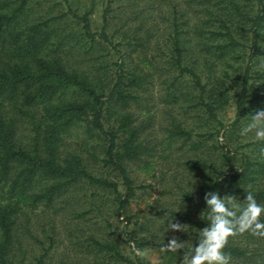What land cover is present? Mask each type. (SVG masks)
Here are the masks:
<instances>
[{
  "label": "trees",
  "instance_id": "obj_1",
  "mask_svg": "<svg viewBox=\"0 0 264 264\" xmlns=\"http://www.w3.org/2000/svg\"><path fill=\"white\" fill-rule=\"evenodd\" d=\"M64 1L66 12L30 19L28 11L32 0H0V264H28L25 261L27 255L21 250L25 233H30L29 226L25 225L27 211L38 204L51 206L74 183L85 181L112 188L118 209L124 207L133 194L124 163L138 157L141 145L137 140L139 128L132 124V115L127 108L130 99L136 97L145 73L136 69V65L123 64L118 49H115L117 57L111 73L106 72L107 66L97 59L86 60L83 65L71 59V54L96 52L100 49V37L107 41V35L104 24L99 30L90 28L92 0L82 11L72 9L69 0ZM254 1L246 0L243 4L246 8H242L236 0H195L207 15L218 16L213 17L218 24L208 23L211 28L207 31L201 27V22L191 23L186 29L178 28L173 11L172 34L166 43L167 69L172 70L168 87L171 86L172 96L178 89L175 81L186 73L190 75V86L195 93L183 94L194 97L192 104L199 105V109L214 119V110L227 101L230 87L236 89L233 94L234 123L247 113L248 116L255 114L256 111H249L247 107L254 98L264 109V98L249 95L248 91V63L258 49L257 40L264 36V29L261 30L264 0ZM106 11L107 7H103V20ZM129 12L138 15L131 7ZM61 16L71 17L79 26L64 34H52L51 21ZM243 20L249 22L250 51L240 75L233 73L234 80L227 81L223 78L226 56L239 49L242 43L233 33V23ZM68 42L72 43L73 52L65 45ZM189 43L213 54L218 68L216 76L207 75L203 79L196 59L188 61ZM263 74L264 66L260 71V75ZM217 123V132L226 128L219 119ZM173 127L175 134L190 133L179 123ZM72 128L79 136L76 141L79 151L64 146L63 140ZM204 133L209 134L208 131ZM247 144L250 147L246 150L230 149L218 140L216 162L204 164L213 173L200 177L203 195L216 191L221 197L233 195L244 204L246 193L250 191L257 202L264 205V155L261 154L264 141L252 139ZM84 154L97 157L102 165L110 164L116 169L123 189L119 191L117 183L106 176L93 174ZM199 205L201 213L197 218L185 215L188 224L194 228V237L186 244L185 251L196 245L198 233L208 223L201 218L209 211L204 196ZM261 219L264 220V216ZM257 238L247 232L230 237L224 251L231 256L258 253L260 247L264 249V239L257 242ZM183 252V249L177 252L180 261ZM115 255L131 264H143L135 254L133 260L120 253ZM30 258L34 264H45L43 253ZM169 261L170 258L165 264H170Z\"/></svg>",
  "mask_w": 264,
  "mask_h": 264
},
{
  "label": "rangeland",
  "instance_id": "obj_2",
  "mask_svg": "<svg viewBox=\"0 0 264 264\" xmlns=\"http://www.w3.org/2000/svg\"><path fill=\"white\" fill-rule=\"evenodd\" d=\"M69 1L71 8L78 11L89 4V0ZM92 1L90 28L99 30L104 24L107 41L100 37L99 50L78 56L71 54V59L80 61L82 65V62L87 63L86 60L97 59L107 66L106 72L111 73L110 69L114 67L117 57L115 49H118L123 64L136 65V69L145 73L136 97L130 99L127 108L132 115V124L139 128L137 140L141 145L138 157L127 159L124 163L133 194L127 204L118 209L112 188L78 181L56 198L51 206L38 204L33 210L27 211L25 225L29 226L30 233H25L21 250L27 255L25 261L28 264H34L30 257L40 253H43L45 264H131L115 253L133 260L131 243L134 242L137 248L147 253L146 257H140L143 264H151L155 258H159L162 264L169 258L170 264H179V254L161 252V245L166 244L172 236L185 241V245L192 240L194 228L188 224L185 215L195 219L201 213L199 204L204 195L199 184L200 177L213 173L204 164L216 162L219 151L217 145L221 137L230 149H249L247 143L254 139V134L242 136L241 129L251 122L252 115L248 116L247 113L233 122V94L236 89L230 87L227 101L214 110L216 118L208 116L198 108L199 105L192 104L194 97L183 94L195 93V89L190 86V75L186 73L180 81H175L178 89L174 90V96L170 94L171 86L168 87V84L172 70L167 69L166 43L172 34L170 20L173 11L179 23L178 28L185 29L191 23L201 22V27L207 31L211 28L207 26L208 23L213 26L218 24V20L213 18L218 16L207 15L195 0ZM236 1L246 8L243 6L246 0ZM103 7H107L105 20L102 19ZM130 7L138 15H131ZM66 9L64 0H32L28 16L30 19L57 16L66 12ZM248 24L244 20L233 23V33L242 43L239 49L232 50L226 56V74L223 78L227 81L234 80L235 73L240 75L250 51ZM51 26L52 34H64L79 24L71 17L61 16L52 20ZM220 29L223 30L222 27ZM71 44L68 42L65 45H69L73 52ZM188 45V61L196 59L203 79L207 75L216 76L218 68L213 54L198 50L196 44ZM257 45L258 49L248 63V91L249 95L264 98V74L260 75L264 66V36L257 40ZM247 107L249 111L263 109L255 98ZM217 119L226 124L224 130L216 131L219 128ZM175 123L190 133L175 134ZM78 138L76 129L72 128L63 140L64 146L79 151V144L76 143ZM86 156L93 174L106 176L117 183L119 191L123 189L116 169L110 164L102 165L97 157ZM199 161L203 164L200 165ZM171 219L174 223L186 224V232L167 229ZM257 239V242H261L264 238ZM259 249L258 253L231 256L230 264H264V249Z\"/></svg>",
  "mask_w": 264,
  "mask_h": 264
},
{
  "label": "clouds",
  "instance_id": "obj_3",
  "mask_svg": "<svg viewBox=\"0 0 264 264\" xmlns=\"http://www.w3.org/2000/svg\"><path fill=\"white\" fill-rule=\"evenodd\" d=\"M254 134L255 141H264V109L257 110L251 117V122L241 129V135ZM221 142L223 138L221 137ZM264 155V149L261 150ZM208 214L201 215L206 220L207 226L198 233V242L189 251H185V241L172 236L166 244H162L161 252L177 253L183 249L180 264H230L231 254L224 251L229 238L244 233L259 238H264V205L259 204L252 192H247L241 204L233 195L221 197L216 191H208L204 195ZM186 224L169 222L167 229L186 232ZM131 251L138 257H146L145 250L137 248L131 243ZM151 264H162L159 258L152 260Z\"/></svg>",
  "mask_w": 264,
  "mask_h": 264
}]
</instances>
